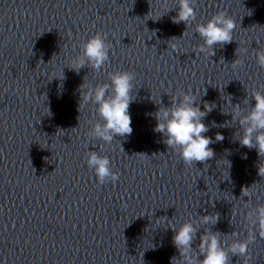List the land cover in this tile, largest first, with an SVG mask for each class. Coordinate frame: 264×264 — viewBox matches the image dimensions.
I'll return each instance as SVG.
<instances>
[{
	"label": "water",
	"instance_id": "1",
	"mask_svg": "<svg viewBox=\"0 0 264 264\" xmlns=\"http://www.w3.org/2000/svg\"><path fill=\"white\" fill-rule=\"evenodd\" d=\"M177 8L178 0H0V264H171L179 253L170 227L188 220L198 230L194 248L205 229L228 243L246 238L242 189L255 193L253 207L264 204V177L256 150L234 136L239 125H219L232 119L223 113L229 98L247 111L251 92L264 93L255 57L264 50V0H196L188 27L173 22ZM218 11L236 21L233 42L199 53L195 24ZM97 32L112 45L109 61L77 73L79 45ZM237 58L244 64L233 69ZM117 70L135 73L133 131L105 144L87 135L100 118L91 103L79 109L81 85L110 83ZM189 89L202 111L215 105L204 135L224 136L209 145L206 167L184 165L153 130L158 103L169 107ZM88 151L109 157L115 184L97 182ZM203 215L219 219L204 225ZM249 252L248 264H264V238Z\"/></svg>",
	"mask_w": 264,
	"mask_h": 264
},
{
	"label": "clouds",
	"instance_id": "2",
	"mask_svg": "<svg viewBox=\"0 0 264 264\" xmlns=\"http://www.w3.org/2000/svg\"><path fill=\"white\" fill-rule=\"evenodd\" d=\"M195 5L196 0H178V11L173 22L177 24L184 22L188 27L196 20ZM236 27V21L227 11H218L206 23H196L194 31L202 40L196 51L213 56L217 45L223 47L233 42V32ZM79 48L80 52L73 60L75 67L71 69L79 73L81 68L88 67L95 72H100L109 61L112 45L107 40V34L97 32L83 41ZM247 51V48L239 49L241 55L247 54ZM237 52L238 48L236 55ZM255 57L258 66L264 69V50H256ZM243 64V59L237 58L231 63V67L236 69ZM107 78L110 83H97L95 86L88 84L87 87H83L85 83L81 85L83 94L81 91L79 109L82 104L87 103L95 106V112L100 120L92 126L87 135L105 144H111L114 137L131 135L133 131L129 106L135 99L132 93L135 87L133 81L136 77L134 72L117 70L108 72ZM251 97L255 104L247 111L239 104L232 105L229 98L230 111L223 113L230 114L232 119L219 127L239 125L234 136L240 146L256 150L259 157L258 175L264 177V93L254 89ZM243 103L248 105L249 100L246 98ZM158 105L161 106L153 114L156 120L153 130L162 134L163 143L179 155L184 165L192 166L200 162L204 163L205 167L208 166L205 162L215 155L209 145L224 140V136L220 133H216L215 141L204 135L210 129L202 122L203 118L215 105L205 103L202 111L191 89L173 95L169 107L162 106L161 101ZM213 126H217L215 122ZM86 157V164L89 169L94 170L100 185L108 182L115 184L118 181L120 173L112 170L107 155L88 151ZM250 189L251 187L242 189V196L249 198L245 204L248 205L245 217L248 229L245 239H232L231 243H228L227 240L221 239V233L205 229L194 248L198 230L191 220L185 221L178 229L175 226L170 227L174 232L173 244L179 253V258L172 257L171 264H230L229 254L243 257V264H248L251 259L249 245L254 243L257 235L259 238H264V204L257 203L256 206H252L251 197L255 196V193ZM256 199L259 201L258 196ZM200 219L204 225H215L219 216L203 215ZM230 235L236 237L238 233L233 231ZM141 264H143L142 257Z\"/></svg>",
	"mask_w": 264,
	"mask_h": 264
}]
</instances>
